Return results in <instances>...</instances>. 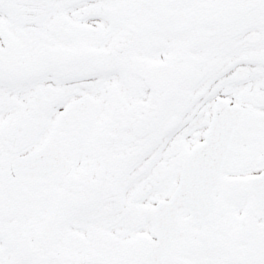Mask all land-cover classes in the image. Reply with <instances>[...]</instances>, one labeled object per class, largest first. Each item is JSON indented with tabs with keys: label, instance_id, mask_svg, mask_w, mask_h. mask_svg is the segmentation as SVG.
I'll list each match as a JSON object with an SVG mask.
<instances>
[{
	"label": "snow or ice",
	"instance_id": "6c2138e0",
	"mask_svg": "<svg viewBox=\"0 0 264 264\" xmlns=\"http://www.w3.org/2000/svg\"><path fill=\"white\" fill-rule=\"evenodd\" d=\"M0 264H264V0H0Z\"/></svg>",
	"mask_w": 264,
	"mask_h": 264
}]
</instances>
